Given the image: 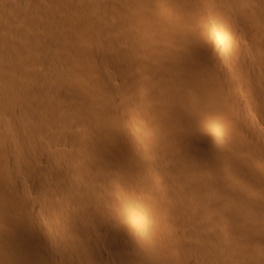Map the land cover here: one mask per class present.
I'll list each match as a JSON object with an SVG mask.
<instances>
[{"label":"bare ground","instance_id":"bare-ground-1","mask_svg":"<svg viewBox=\"0 0 264 264\" xmlns=\"http://www.w3.org/2000/svg\"><path fill=\"white\" fill-rule=\"evenodd\" d=\"M50 1L0 0V264H264V0Z\"/></svg>","mask_w":264,"mask_h":264},{"label":"rangeland","instance_id":"rangeland-1","mask_svg":"<svg viewBox=\"0 0 264 264\" xmlns=\"http://www.w3.org/2000/svg\"><path fill=\"white\" fill-rule=\"evenodd\" d=\"M50 1V0H49ZM45 2H46V4H49V2H48V0H45ZM51 2L53 3L54 1H50V6L52 5H54V4H51ZM55 3V2H54ZM179 80V81H178ZM182 80H180L179 78L177 79V81H173L174 82V84H175V82L177 83V82H181ZM175 85H177V84H175ZM1 114V113H0ZM0 116H2V115H0ZM1 118V117H0ZM103 209V208H102ZM109 209L108 208H106V207H104V211H108ZM109 212V211H108ZM29 245V247L31 246V244L29 243L28 244ZM32 246H34V245H32ZM31 246V247H32Z\"/></svg>","mask_w":264,"mask_h":264}]
</instances>
